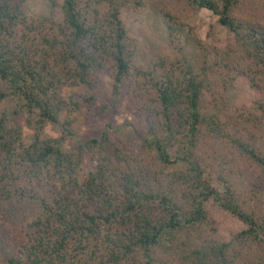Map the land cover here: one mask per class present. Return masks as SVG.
<instances>
[{"label":"trees","instance_id":"16d2710c","mask_svg":"<svg viewBox=\"0 0 264 264\" xmlns=\"http://www.w3.org/2000/svg\"><path fill=\"white\" fill-rule=\"evenodd\" d=\"M51 1L57 19L0 0V264H264V0H159L169 41L147 69L126 16L148 0ZM194 6L232 37L200 42L193 71L182 51ZM102 76L113 85L99 114L126 97L150 160L107 132L68 151L45 134L50 122L75 136L94 98L60 91ZM237 85L248 105L226 99Z\"/></svg>","mask_w":264,"mask_h":264},{"label":"rangeland","instance_id":"374dc122","mask_svg":"<svg viewBox=\"0 0 264 264\" xmlns=\"http://www.w3.org/2000/svg\"><path fill=\"white\" fill-rule=\"evenodd\" d=\"M25 11L30 17L57 19L60 12L52 4L51 0H26ZM191 30L185 35L182 56L192 70H197L200 64L199 43L207 46L218 45L221 41L232 37L225 27L221 26L218 18L210 11L194 6L183 17ZM128 33L136 40V52L134 64L141 69H147L150 61L156 58L160 52L168 46V29L163 21L161 3L159 0H148L147 5L138 12L129 13L126 16ZM113 80L102 76L99 84L94 89L86 86L64 88L61 96L89 97L94 100L81 108L75 115L73 129L75 136L71 137L56 124L45 122L44 132L58 143L65 151L78 149L79 145L87 139L100 137L107 132L117 142L128 150L133 151L144 160H150L155 156L152 149L143 147L141 143L146 139V125L142 116L127 108V98L119 95L115 107L103 114H99L102 105L110 102ZM226 99L233 105H248L254 94L245 85H237L227 90ZM67 112L61 114L64 120ZM24 136L31 138L33 133L23 123ZM84 167L91 170L90 157L84 155ZM184 167L176 165L174 168ZM224 227L240 229L236 227V221L231 217H223Z\"/></svg>","mask_w":264,"mask_h":264}]
</instances>
